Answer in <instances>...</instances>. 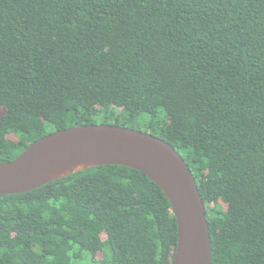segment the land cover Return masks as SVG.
<instances>
[{
    "label": "trees",
    "instance_id": "obj_1",
    "mask_svg": "<svg viewBox=\"0 0 264 264\" xmlns=\"http://www.w3.org/2000/svg\"><path fill=\"white\" fill-rule=\"evenodd\" d=\"M97 124L180 154L211 264H264V0H0V163ZM177 240L164 194L123 166L0 196V264H173Z\"/></svg>",
    "mask_w": 264,
    "mask_h": 264
},
{
    "label": "water",
    "instance_id": "obj_2",
    "mask_svg": "<svg viewBox=\"0 0 264 264\" xmlns=\"http://www.w3.org/2000/svg\"><path fill=\"white\" fill-rule=\"evenodd\" d=\"M143 173L168 200L177 224L173 264H211L205 205L180 154L163 140L115 125H84L30 144L15 160L0 163V196L21 194L51 181L101 166Z\"/></svg>",
    "mask_w": 264,
    "mask_h": 264
},
{
    "label": "rangeland",
    "instance_id": "obj_3",
    "mask_svg": "<svg viewBox=\"0 0 264 264\" xmlns=\"http://www.w3.org/2000/svg\"><path fill=\"white\" fill-rule=\"evenodd\" d=\"M98 122V121H97ZM98 125V124H97ZM82 264H89V262H88V260L86 259H84V261L82 262Z\"/></svg>",
    "mask_w": 264,
    "mask_h": 264
}]
</instances>
